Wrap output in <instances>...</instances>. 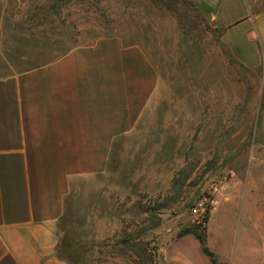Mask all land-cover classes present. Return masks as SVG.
<instances>
[{"label": "rangeland", "instance_id": "374dc122", "mask_svg": "<svg viewBox=\"0 0 264 264\" xmlns=\"http://www.w3.org/2000/svg\"><path fill=\"white\" fill-rule=\"evenodd\" d=\"M210 11L195 0H0V78L102 37L141 46L160 78L106 172L76 180L60 232L82 242L77 264H201L206 228L191 224L192 205L231 173L230 184H264V52L235 44ZM244 227L233 264L264 250Z\"/></svg>", "mask_w": 264, "mask_h": 264}, {"label": "crops", "instance_id": "0c3cea01", "mask_svg": "<svg viewBox=\"0 0 264 264\" xmlns=\"http://www.w3.org/2000/svg\"><path fill=\"white\" fill-rule=\"evenodd\" d=\"M195 1L235 44L245 37L264 52V0ZM159 86L142 47L118 37L0 78V264H71L60 226L76 180L106 172L116 144L138 133ZM246 222L264 248V184L249 177L224 189L208 220L207 245L220 264H233L232 250L249 244ZM254 254L264 264V250ZM200 260L212 264L203 252Z\"/></svg>", "mask_w": 264, "mask_h": 264}, {"label": "built area", "instance_id": "2783aa9c", "mask_svg": "<svg viewBox=\"0 0 264 264\" xmlns=\"http://www.w3.org/2000/svg\"><path fill=\"white\" fill-rule=\"evenodd\" d=\"M234 175L229 178L214 182L208 192L199 198L190 208V222L196 227L206 228L208 220L214 210L221 202V195L224 189L230 184Z\"/></svg>", "mask_w": 264, "mask_h": 264}, {"label": "trees", "instance_id": "16d2710c", "mask_svg": "<svg viewBox=\"0 0 264 264\" xmlns=\"http://www.w3.org/2000/svg\"><path fill=\"white\" fill-rule=\"evenodd\" d=\"M198 239L202 245V252L209 257V259L211 260L212 264H220L215 256V254L209 249V247L207 246V241H206V236L205 238L200 236L199 234H197ZM84 250V246L82 244V242L80 241H76L73 239H68V238H63L62 241V252L64 254V256L67 258V260L71 263V264H77L76 261L74 260L76 255V252H80ZM75 254V255H74ZM152 258V256H150Z\"/></svg>", "mask_w": 264, "mask_h": 264}]
</instances>
